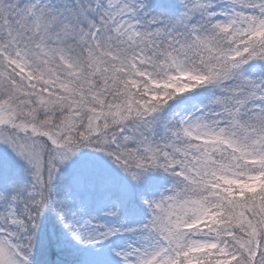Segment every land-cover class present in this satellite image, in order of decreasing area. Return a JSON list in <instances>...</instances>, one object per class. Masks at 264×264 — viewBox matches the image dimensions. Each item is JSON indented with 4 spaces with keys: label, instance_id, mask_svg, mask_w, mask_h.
I'll use <instances>...</instances> for the list:
<instances>
[{
    "label": "snow or ice",
    "instance_id": "obj_1",
    "mask_svg": "<svg viewBox=\"0 0 264 264\" xmlns=\"http://www.w3.org/2000/svg\"><path fill=\"white\" fill-rule=\"evenodd\" d=\"M0 264H264V0H0Z\"/></svg>",
    "mask_w": 264,
    "mask_h": 264
}]
</instances>
